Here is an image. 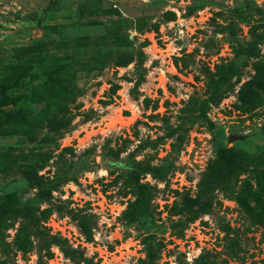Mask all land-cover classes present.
I'll list each match as a JSON object with an SVG mask.
<instances>
[{"label": "rangeland", "instance_id": "1", "mask_svg": "<svg viewBox=\"0 0 264 264\" xmlns=\"http://www.w3.org/2000/svg\"><path fill=\"white\" fill-rule=\"evenodd\" d=\"M0 264H264V0H0Z\"/></svg>", "mask_w": 264, "mask_h": 264}, {"label": "water", "instance_id": "2", "mask_svg": "<svg viewBox=\"0 0 264 264\" xmlns=\"http://www.w3.org/2000/svg\"><path fill=\"white\" fill-rule=\"evenodd\" d=\"M229 140H232V137H230V139Z\"/></svg>", "mask_w": 264, "mask_h": 264}]
</instances>
